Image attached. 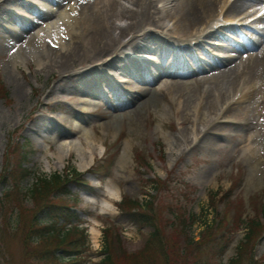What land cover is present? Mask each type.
Masks as SVG:
<instances>
[{"label": "rangeland", "instance_id": "1", "mask_svg": "<svg viewBox=\"0 0 264 264\" xmlns=\"http://www.w3.org/2000/svg\"><path fill=\"white\" fill-rule=\"evenodd\" d=\"M62 1L60 4H48L40 0L37 4L41 11H29V20L36 23L33 32L40 34L44 40L42 50L33 41L25 43V37L21 38L13 33L9 35L5 27L13 26L17 29L18 26L14 22L0 25V82L3 86L0 91L6 96L0 98V171L3 156L10 150L8 139L12 131L19 128L18 134L31 140L34 150L30 163L27 164L32 167L34 174L27 178L24 184H30L36 176L47 175L55 170L62 171L66 167H73L81 172L87 170L85 178L90 182L92 189L84 191L70 187L74 194L79 195L77 208L80 211L81 226L86 227L88 234L89 246L84 255L87 259L85 264H99L102 246L107 240L108 226L111 231L116 228L128 253L133 254L142 249L150 228H139L128 220L120 211L118 202L123 198L140 201L147 197L148 192L154 193L150 189V179H164L173 172L177 175L174 180L194 186L185 190L189 197L185 202L194 212L200 214L192 228L195 236L202 228V220L207 218L210 221L212 218V199L222 197L228 189L233 188L236 208L233 205L229 210L240 215L243 223L233 230V241L223 257V261L227 262L235 255L236 246L243 242L245 222L251 220L260 210L264 213L262 113L258 111L253 114V126L249 129L242 130L230 125L220 127V132L228 137L219 142L216 148L206 149L202 146L197 148L194 143L206 124L203 123L204 120L213 121V113L205 111V118L201 119L200 116L193 115L195 106H189L187 114L191 120L197 118V122H188L191 142H183L178 132L181 120L179 116L183 110L177 104L178 99L173 98L171 94H164V101L161 103L151 100L147 104H141L139 102L142 100H139L136 105L122 111L115 109L117 102L123 100V96L128 97L122 93L121 87L115 89L116 93H108L102 98L85 97L83 102H75V94L78 92L76 89H65L69 92L62 93L61 87L57 86L60 76L52 69L51 60L59 46L50 42V37L43 31L48 25L60 23L59 18L63 13L73 8L77 9L76 11L80 9L75 0ZM120 1L131 5L126 0ZM172 4L171 0L156 1V6L163 7L164 12L170 11ZM262 12H257L256 16ZM172 21L168 18L165 23L170 27L174 22ZM127 22L126 18L115 19V23L119 25ZM198 35L200 33L192 36ZM72 40L69 38L68 43ZM236 41L240 42L241 39L237 38ZM203 48L209 50V44L202 41L194 46L197 57L206 58ZM131 54L130 46L120 47L119 55L124 59ZM138 54L139 59L147 56L154 61L158 60L152 53ZM147 65L151 66L148 62ZM104 71L112 81L119 83L112 68L105 66ZM97 73L99 72L94 71L95 78L99 76ZM140 83L141 78L126 89L137 88ZM18 86L22 87V91H18ZM151 87L152 91H155V87ZM102 89L106 88L103 86ZM126 110L133 112L132 117H136L135 113L139 110L138 134L131 132L132 122L128 119L106 127L114 119L123 116ZM231 112L245 114L240 106H235ZM157 114H161L163 118L157 117ZM197 127L198 131L195 130ZM247 135L252 136L251 141L243 140ZM70 143L79 147L82 157L75 158L74 154L69 152L59 165L54 157L56 151ZM110 159L111 164L113 163L111 174L105 177L104 170ZM89 160L92 161L85 169L78 168L77 164ZM147 162L150 163L151 169L143 165ZM88 168H98L97 173L88 172ZM3 188L2 184L0 189ZM113 192L118 194V199L111 194ZM228 194L229 192L226 195ZM6 246L11 252L12 264H21L20 238L6 241ZM255 253L257 256L264 254V237Z\"/></svg>", "mask_w": 264, "mask_h": 264}, {"label": "bare ground", "instance_id": "2", "mask_svg": "<svg viewBox=\"0 0 264 264\" xmlns=\"http://www.w3.org/2000/svg\"><path fill=\"white\" fill-rule=\"evenodd\" d=\"M38 1L0 0V25L14 22L17 29L5 27L9 35L13 33L25 37V43L33 41L42 50L44 40L40 34L33 32L36 23L29 20V11H41ZM41 1L48 4L63 2ZM75 1L80 6L78 11L70 9L60 16V23L43 28L50 42L59 46L51 60L52 69L60 76L57 86L63 92H69L65 89H76L78 97L75 102H83L85 97L98 99L107 93H116V88L133 85L141 78L140 87L127 91L128 98L123 97L116 108L120 111L129 109L139 100H142L141 104L151 100L161 103L164 94H171L178 99L177 104L183 110L179 116V137L188 143L191 133L188 122L195 124L194 118L191 120L187 114L189 106H195L193 115L201 119L205 118V111L213 113V121L204 120L206 124L194 145L206 149L216 148L228 137L220 132V127L230 125L249 129L253 126V114L258 111L264 121V0H171V10L164 13L155 6L157 0H126L131 5L120 0ZM259 11L263 12L256 16ZM122 18L128 22L123 25L115 23V19ZM168 18L174 22L167 28L165 20ZM241 28L246 34L241 33ZM196 33L200 35L192 36ZM228 34L235 35L234 39L241 38L242 45L235 44ZM188 36H191L190 39L184 38ZM69 38L73 40L68 43ZM192 39H197L195 46L202 41L207 42L210 52L206 53V61L191 57L189 66L184 58L192 49L189 45ZM123 45L130 46L133 51L131 57L122 59L119 56ZM138 53H153L160 64H152L153 69L146 67L143 61L148 60L139 59L136 56ZM230 53L233 55L230 56ZM102 66L112 68L121 81H112L101 72ZM94 71L99 72L98 78L94 77ZM152 84L155 91H152ZM103 86L106 89H102ZM17 89L22 91L21 86ZM235 106H240L245 114L231 112ZM131 113V110L124 111L123 116L106 127L128 119L132 122L131 132L138 134L139 110L135 113L136 117H132ZM157 117L163 118L161 114ZM220 118L221 123L215 121ZM251 138L247 135L243 140L251 141ZM69 152L75 158L82 157L79 147L70 143L57 149L54 156L56 162L61 165ZM91 161L77 166L85 169Z\"/></svg>", "mask_w": 264, "mask_h": 264}, {"label": "trees", "instance_id": "3", "mask_svg": "<svg viewBox=\"0 0 264 264\" xmlns=\"http://www.w3.org/2000/svg\"><path fill=\"white\" fill-rule=\"evenodd\" d=\"M2 177L4 180H10L11 184L0 193V264H12L6 259L5 239L12 240L16 236L21 237V264H80L79 254L85 249L86 234L76 225L71 228L63 225L76 217L69 209L68 202L64 200V196L67 198L64 182L69 177L79 179L80 174L75 170L65 175L54 173L26 188L22 186L21 177H16L11 169L7 172V167ZM151 182H154L152 187L158 189L155 181ZM160 182L163 181L157 180V184ZM154 198L155 195H150V199L143 201L124 198L120 202V208L129 220L139 227L150 226L152 230L142 249L133 254L124 250H113L120 247L115 248L113 245L112 249L105 241L106 255L103 263L226 264L222 262V256L230 238L228 230L225 233L223 230L227 226L225 223L229 207H223L221 214L224 217H219L217 221H208L207 218L202 220L203 229L199 239L195 240L191 232L192 226L200 216L190 213L186 218L183 212L171 207L170 214L174 220H166L162 216V209L157 210ZM26 199L32 201L31 208L26 206ZM213 201L214 199L212 204ZM234 206L236 208V205ZM239 217L237 213H231L230 220L233 225L230 231L243 223V219ZM62 218L63 223H59ZM245 228L244 243L238 256L230 259L227 264L240 263L239 256L245 254V246L264 231V221H260L259 215L256 214L245 222Z\"/></svg>", "mask_w": 264, "mask_h": 264}, {"label": "clouds", "instance_id": "4", "mask_svg": "<svg viewBox=\"0 0 264 264\" xmlns=\"http://www.w3.org/2000/svg\"><path fill=\"white\" fill-rule=\"evenodd\" d=\"M113 196H115L117 199L119 198L118 194L116 192L111 193Z\"/></svg>", "mask_w": 264, "mask_h": 264}]
</instances>
